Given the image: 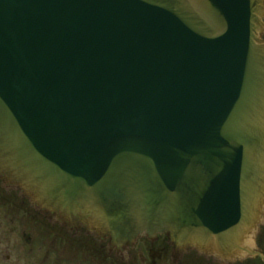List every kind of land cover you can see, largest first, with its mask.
Masks as SVG:
<instances>
[{
    "label": "water",
    "instance_id": "1",
    "mask_svg": "<svg viewBox=\"0 0 264 264\" xmlns=\"http://www.w3.org/2000/svg\"><path fill=\"white\" fill-rule=\"evenodd\" d=\"M0 180L119 251L264 261V0H0Z\"/></svg>",
    "mask_w": 264,
    "mask_h": 264
},
{
    "label": "flooded vegetation",
    "instance_id": "2",
    "mask_svg": "<svg viewBox=\"0 0 264 264\" xmlns=\"http://www.w3.org/2000/svg\"><path fill=\"white\" fill-rule=\"evenodd\" d=\"M10 187L0 180V192L9 191ZM19 192L20 190L17 189ZM22 203H28L27 199L21 196ZM30 205V204H29ZM30 211L37 213L36 215H42L38 210L30 206ZM43 219H47L49 215H42ZM45 217V218H44ZM53 217V216H52ZM264 231V223L260 224L258 228V234L254 239L256 248L264 254V238H259L260 232ZM82 233V232H81ZM80 233V234H81ZM28 243L32 240L26 239ZM40 249L45 250V264L51 262V256L57 254V262L54 264H61L62 260L65 261V257L70 253V250L75 251L73 246H79L78 251L82 253V264H133L134 260L142 261L145 263L144 253L142 249L136 254L138 244L143 241L146 244L145 251H147L150 258L149 264H264L260 258H252L245 253L235 255L230 258H222L216 255L201 254L196 249H179L166 235L158 236L155 240H149L148 238H141L132 247L119 251L111 244L110 239H102L100 237H92L87 234L86 237L72 240L70 238H42ZM45 241V242H44ZM29 252L34 251L33 245L29 243ZM59 256V257H58ZM139 256V257H137ZM9 260V257H7ZM68 261V260H66ZM42 262L40 264H43Z\"/></svg>",
    "mask_w": 264,
    "mask_h": 264
},
{
    "label": "rangeland",
    "instance_id": "3",
    "mask_svg": "<svg viewBox=\"0 0 264 264\" xmlns=\"http://www.w3.org/2000/svg\"><path fill=\"white\" fill-rule=\"evenodd\" d=\"M20 194L16 191L0 192V264H40L45 258V250L40 249L42 238H70L76 240L86 237V233H76L59 225H52L43 217L30 211L28 203H22ZM259 238H264V231L260 232ZM94 237V235H91ZM27 238L32 239L29 243L33 245L34 251L29 252ZM45 242V241H44ZM264 244V243H263ZM79 246H73L75 251L70 253L62 260L61 264H82V253L78 251ZM146 244L140 241L138 249L144 253L145 263L139 258L133 264H149L150 258L145 251ZM9 257V260L8 258ZM59 257V256H58ZM139 257V256H137ZM46 260V258H45ZM68 260V261H66ZM57 262V254L51 256V262ZM45 264V261L44 263ZM169 264V263H167Z\"/></svg>",
    "mask_w": 264,
    "mask_h": 264
}]
</instances>
